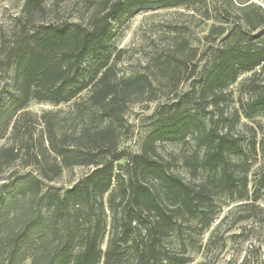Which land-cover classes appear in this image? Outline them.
<instances>
[{
  "label": "trees",
  "instance_id": "16d2710c",
  "mask_svg": "<svg viewBox=\"0 0 264 264\" xmlns=\"http://www.w3.org/2000/svg\"><path fill=\"white\" fill-rule=\"evenodd\" d=\"M44 1L26 0L22 29L0 55V75L9 69L14 73L10 99L0 105V139L32 101L59 106L89 89L87 105L76 106L87 107L79 114L93 116L77 136L56 137L49 128L50 155L43 151L32 158L36 175L26 173L2 186L0 264H124L128 258L132 264H192L188 248H194L193 238L210 231L218 219L217 197L240 195L242 186L247 190L246 178L235 168L247 162L243 139L233 135L234 124L221 133L208 127L205 111L176 104L159 112L144 150L136 155L117 153L116 127L124 123L125 107L152 98L154 83L142 74L117 77L116 63L106 58L112 26L140 11H198L213 22L206 39L215 49L203 52L209 61L193 81L190 100H200L201 106L211 103L222 117L224 93L243 78L240 88L250 97L244 116L251 118L264 115V8L251 0H91L88 26L27 28ZM184 63L174 57L159 63L172 87L189 70ZM15 123L11 132H17ZM187 135L196 144L184 163L193 181L202 177L196 184L153 158L158 140L180 141ZM1 155L0 167L9 168L19 159L13 146L0 149ZM78 166L93 171L64 192L45 187L44 182ZM255 182L250 204L244 206L255 213L241 220L251 223L249 234L257 230L254 237H264V171ZM215 237L212 232L202 252H208ZM257 251L250 246L235 264H264L261 256L255 259Z\"/></svg>",
  "mask_w": 264,
  "mask_h": 264
},
{
  "label": "rangeland",
  "instance_id": "374dc122",
  "mask_svg": "<svg viewBox=\"0 0 264 264\" xmlns=\"http://www.w3.org/2000/svg\"><path fill=\"white\" fill-rule=\"evenodd\" d=\"M251 1L264 6L261 0ZM25 2L26 0H0V55L4 47L8 45V41H11L22 29L21 26L26 18L22 12ZM92 5L91 0H45L42 8L30 16L26 25L30 29L44 26V24L88 26L89 17L94 9ZM212 23L199 15L198 11L161 8V10L137 12L112 26L107 44L109 54H106V58L109 63H116L117 77L142 74L154 83L153 93L150 96L152 98H144L125 107L124 123L116 127L117 153L136 155L142 149L144 150L145 138L150 134L152 125L160 117L159 112L164 106L179 104L182 109L199 108L205 111L202 116L206 119L208 127H217L221 133L234 124L233 135L243 139L247 157L246 164L235 163L238 164L235 168H240L239 176L246 178L247 190L242 186L240 195L217 197L215 204L216 212L219 213L218 219L214 221L210 231L193 238L194 248L193 246L188 248L189 256L193 260L192 264H235L240 262L246 249H250L251 246L258 250L256 255L254 254L255 259L261 256L259 259L264 263V237L261 235L254 237L259 232L257 230L254 234H249L251 223L241 220L255 213L254 210L250 211L244 206L250 204L247 201L252 188L255 187L257 175L264 171V115L257 113L251 118L244 116V107L250 97L244 93V89L240 88L243 78L224 93L225 98L219 105V109L224 110L222 117L220 110L214 108L211 103L208 105L204 103L201 106L200 100L194 98L190 100L193 81L199 77L204 65L209 61L208 56L205 60L203 59V52L206 48L215 49L214 44L206 39ZM173 57L181 63L185 61L184 64H187L185 67L189 69L184 72L175 87L167 82V76L161 74V66H159V63L170 61ZM89 62L87 63L90 64ZM173 64L176 65V62L173 61ZM194 68L195 71L191 77L189 75ZM89 74L87 73L85 78H88ZM13 79V69L2 72L0 75L1 108L10 99ZM88 93L89 89L79 94L74 101L61 103L59 106L32 101L24 111L17 114V118L9 124L3 139H0V149L13 146L19 154V159L10 163L9 168L0 167V194L3 192L2 186L12 179H17L26 173L36 175L38 171L36 165H33L32 158L34 154H40L43 151L46 153L48 150L47 135L51 132L49 128L52 127L56 137L64 133L77 136L81 128L88 125L93 114L87 112L81 115L78 112H82L87 107L79 110L76 106L80 103L87 105ZM195 95H197L196 92ZM13 121H16L17 132L10 131ZM99 123L100 121L96 122L95 126ZM195 144L191 135H187L180 141L158 140L154 145L153 158L184 181L196 184L202 177L193 181L184 163L195 151ZM46 155L49 156L50 153ZM2 157L1 155L0 160ZM91 171H93L91 168L84 166L63 170L62 175L53 182L49 184L44 182L45 187L64 192ZM106 215L109 214L106 213ZM219 222L221 224L217 227ZM212 232L216 237L214 241L212 240L213 244L208 252L204 253L203 247ZM107 238L108 234L104 237L103 249L106 248ZM248 239H250L249 242H247ZM132 263L131 258H128L124 264Z\"/></svg>",
  "mask_w": 264,
  "mask_h": 264
},
{
  "label": "water",
  "instance_id": "95a60500",
  "mask_svg": "<svg viewBox=\"0 0 264 264\" xmlns=\"http://www.w3.org/2000/svg\"><path fill=\"white\" fill-rule=\"evenodd\" d=\"M260 6H262V5H260ZM263 8H264V6H262Z\"/></svg>",
  "mask_w": 264,
  "mask_h": 264
}]
</instances>
